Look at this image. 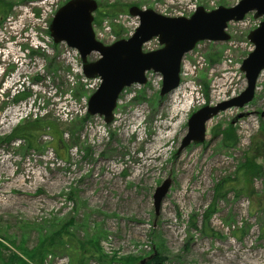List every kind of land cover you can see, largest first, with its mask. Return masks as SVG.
<instances>
[{
  "label": "rangeland",
  "instance_id": "obj_1",
  "mask_svg": "<svg viewBox=\"0 0 264 264\" xmlns=\"http://www.w3.org/2000/svg\"><path fill=\"white\" fill-rule=\"evenodd\" d=\"M66 1L3 0L11 9L0 18V264H139L153 252L164 264H264V69L250 102L220 111L203 142L178 150L192 112L245 89L240 65L261 17L228 23V41L198 42L171 93L160 96L153 72L126 87L105 122L86 112L95 87L76 70L79 55L49 34ZM95 1L93 28L104 43L133 31V5L188 16L234 4ZM158 47L153 38L143 50ZM22 90L32 96L15 101ZM18 126L32 137L7 140ZM229 127L235 140L224 134ZM168 177L156 214L152 195Z\"/></svg>",
  "mask_w": 264,
  "mask_h": 264
},
{
  "label": "water",
  "instance_id": "obj_2",
  "mask_svg": "<svg viewBox=\"0 0 264 264\" xmlns=\"http://www.w3.org/2000/svg\"><path fill=\"white\" fill-rule=\"evenodd\" d=\"M96 8L95 0H67L54 13L48 29L55 43L65 42L77 49L86 77H100L99 87L89 96L87 113L98 114L105 122L112 120L121 90L133 83L145 84L146 71L152 70L162 75L160 96H164L179 85L182 57L196 43L203 40L227 41L230 38L226 32L228 22L239 21L248 12L255 11L254 18L264 17V0H240L233 6L220 5L211 10L198 6L189 17L167 16L151 8L133 5L128 12L139 19L138 27L131 36L105 45L95 38L93 30V12ZM154 37H157L160 47L143 51V44ZM247 39L254 49L240 66L246 79L245 89L235 97L195 110L188 118L187 132L181 140L179 151L191 143L203 142L207 122L220 111L243 107L252 100L257 77L264 69V19L248 32ZM93 52L99 56L90 60L88 57ZM170 185L171 179L168 177L154 190L152 197L156 214ZM155 254L141 259L139 264H144Z\"/></svg>",
  "mask_w": 264,
  "mask_h": 264
},
{
  "label": "trees",
  "instance_id": "obj_3",
  "mask_svg": "<svg viewBox=\"0 0 264 264\" xmlns=\"http://www.w3.org/2000/svg\"><path fill=\"white\" fill-rule=\"evenodd\" d=\"M26 1H34V0H26ZM10 9H11V6L9 7L7 4H4L3 3V0H0V18H2V19H4L7 15H8V13H9V11H10ZM96 11H99V9H97ZM103 13H101V12H98V17L100 16V15H102ZM94 23L96 24V23H99V20H98V18H94ZM117 34V38L119 39V38H122L121 37V33H116ZM204 87H206L205 85H204ZM32 96V92L31 91H26V90H22L21 92H18L17 93V95L15 96V98H14V100L15 101H19V100H22V99H28L29 97H31ZM22 127L23 126H18V127H16V128H14L13 130H12V133L9 135V136H7V140H10V139H14V138H21V139H28L29 140V137H32V135H33V132L32 131H26V130H23L22 129ZM229 128H231L229 131L228 130H226V131H228V132H226V133H224V134H226V136L228 137V140H235V138L234 137H232L229 133H233V128L232 127H229ZM223 132H225V131H222V133ZM60 145H58L57 144V146H56V151H59L60 150V147H59ZM250 159V160H249ZM248 160V162H249V165L251 166L250 168L252 169V168H254L253 167V165L254 166H257V165H255L254 164V162H253V159L252 158H249ZM250 169V172L252 173V170ZM222 182L223 181H221L219 184H217V186H216V189H215V192H220L221 191V189H222V187H221V184H222ZM212 210V208L211 207H209V209L207 210V211H211ZM78 248V247H77ZM164 261H165V257H163L162 255H160L158 252L155 254V255H153V257L152 258H150V259H148V260H146V262L144 263V264H164ZM81 262V261H80Z\"/></svg>",
  "mask_w": 264,
  "mask_h": 264
},
{
  "label": "built area",
  "instance_id": "obj_4",
  "mask_svg": "<svg viewBox=\"0 0 264 264\" xmlns=\"http://www.w3.org/2000/svg\"><path fill=\"white\" fill-rule=\"evenodd\" d=\"M136 25H137V22H135L134 23V27L133 28H135L136 27ZM107 29H109V27H107ZM131 33V32H130ZM115 38L113 37V40H114ZM113 40H111V41H113ZM110 41V42H111ZM68 48V51H73L74 52V54H76V55H78V53H77V51L75 50V49H72V48H69V47H67ZM80 67V68H79ZM79 67H77V71H79V72H81L82 70H81V66H79ZM82 76H83V80L85 81V82H89L88 83V85L90 86V87H95V89L98 87V85H99V83H100V79L98 78V77H94V78H87V77H85L84 75H83V73H82ZM91 81H92V83H91ZM188 86H191V84H187ZM189 100H188V102L190 103V105H192L193 104V102H194V98H195V96H193V95H189ZM198 99V97H196V100Z\"/></svg>",
  "mask_w": 264,
  "mask_h": 264
}]
</instances>
